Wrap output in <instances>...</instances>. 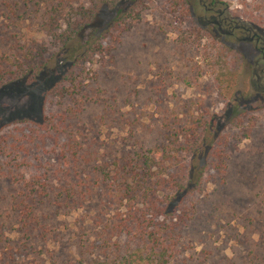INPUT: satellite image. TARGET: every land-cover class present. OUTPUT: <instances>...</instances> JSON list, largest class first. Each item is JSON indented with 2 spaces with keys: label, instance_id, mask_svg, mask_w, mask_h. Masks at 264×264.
I'll list each match as a JSON object with an SVG mask.
<instances>
[{
  "label": "rangeland",
  "instance_id": "374dc122",
  "mask_svg": "<svg viewBox=\"0 0 264 264\" xmlns=\"http://www.w3.org/2000/svg\"><path fill=\"white\" fill-rule=\"evenodd\" d=\"M121 1L134 6L126 19L130 30L118 42L107 36L103 54L93 64L76 63L74 70L72 59L65 60L67 50L55 45L75 20L73 13H98L84 18L103 28L97 39L112 28L114 6ZM219 2L218 9L264 36V0ZM204 14L202 7L189 13L177 9L173 0H0V58L21 57L32 49V56L52 60L50 71L60 67L59 78L74 72V86L87 95L81 103L57 107L43 84L7 79L0 90V135L21 122H40L69 109L72 120L63 135L82 150L79 162L85 163L78 177L93 185L101 182L95 175L99 166L135 165L138 155L153 150L163 153L157 159L150 154L157 167L176 154L177 160L163 166L164 179L170 181L168 169L182 168L201 179L173 214L177 219L172 224L167 219L175 229L168 241L177 249L174 264H264V93L252 84L258 54L252 44L221 39L232 49L226 61L240 67L233 84L217 58L221 46L198 24L197 16ZM87 31L90 37L93 32ZM176 138L179 143L172 144ZM84 152L90 156L83 158ZM31 153L45 157L40 169H58L55 178L48 176L53 186L68 181L65 161L58 164L39 149ZM105 181L112 185L111 178ZM24 185L0 177V264L109 263L132 252L130 239L118 235L115 225L128 232L126 227L134 229L149 213L142 198L113 210L107 192L61 210L55 193L29 195ZM169 193L166 186V198ZM136 236V231L129 235Z\"/></svg>",
  "mask_w": 264,
  "mask_h": 264
},
{
  "label": "trees",
  "instance_id": "16d2710c",
  "mask_svg": "<svg viewBox=\"0 0 264 264\" xmlns=\"http://www.w3.org/2000/svg\"><path fill=\"white\" fill-rule=\"evenodd\" d=\"M197 2V0H173V5L175 8L189 13L191 7ZM121 3L114 6L115 13L111 21L112 28L100 32V36L97 39L94 38L95 34L97 35L103 28H97L92 21L85 23L84 18L88 20L91 18L92 20L98 13L95 11L89 12V15L73 13L75 20L73 21L72 19L68 22V30L58 36L55 45L60 46V50H67L65 60L67 58L72 59L74 70H78L76 63L79 64L81 62L80 66L93 64L99 54H103L107 36L111 42H118L123 33L130 30L131 26L126 22V19L132 16L134 6L130 2L121 1ZM71 16L70 18H73ZM82 17L83 20H81ZM11 23L14 24L13 19ZM87 30L93 32L90 37L87 36ZM209 36L214 44L221 46L220 54L217 58L225 66L224 69L229 71L224 76H230L232 83L236 84L240 67L237 62L231 64L226 61L232 53V49L223 44L218 34L211 32ZM92 38L93 40L90 41ZM83 41L85 45L81 46ZM77 46H79L78 49ZM25 48L22 47L19 50L22 51ZM80 49L83 50V52L81 51L82 53ZM31 51L32 49H26L27 54L21 55V57L14 54L12 58L7 60L0 58V90L8 83L22 84L23 81H27L30 78L29 80L32 79V81L44 85L50 103L57 107L69 105V102L72 101L81 103L86 99L87 95L74 86V72L59 78L60 67L50 71L48 64L52 60L44 62L42 56L40 58L32 56ZM75 54L79 56L74 57ZM7 79L12 80V82L6 83L5 80ZM69 118H71L70 111L67 109L65 114L50 115L41 119L40 122H21L13 129H9L7 133L0 135V177L11 179L18 183L25 182L24 190L28 191L29 195L38 197L45 195L44 198H46L49 193H55L57 206L61 210H69L71 205H75V207L83 205L97 196L96 194L104 192L111 194L113 210L116 211L122 204L142 198L147 206V211H149L147 217L150 219H146L147 217L145 216V221L132 225V227L135 226L134 229L126 227L128 232L127 230L123 231V227L120 225H115L114 231L118 235L124 234L126 238L130 239L128 245L132 252L131 254L125 253L109 263L144 264L145 260H153L150 264H174L177 249L171 247L168 241L175 229L170 227L167 219H170L171 224L173 223V214L180 210L184 197L192 194L197 189L200 185L201 177L199 178L195 175L192 178L190 171L185 168L180 171L168 169L167 174L170 181H166L164 179L166 172L163 170V166H165V163H173V160H177V156L175 154L173 157H168L167 160L162 159L161 164L153 167L151 163L156 162L161 152L155 153V151L151 150L138 155L135 159V165L128 161H121L114 165L113 170L107 166H99L95 175L101 182L98 185L90 184L88 181L78 177V168L79 166L80 168L84 167L85 163L79 162L82 150H78L74 142L63 135L66 125L72 120ZM194 136H197L195 130ZM194 138H196V141L199 140V137ZM179 141L180 139L176 138L172 144H178ZM33 149L42 150L48 155L50 160L58 164L65 161L67 163L65 171L68 181L62 182L58 180V185L53 186L48 176L51 175L55 178L59 173L58 169H40L42 166L40 162L45 157L41 159L32 157L31 151ZM160 150L165 152V146H162ZM150 154H155L156 159L150 157ZM87 156H90V154L84 152L83 158H87ZM40 170H42L41 175H38ZM111 174H114V176ZM202 174L200 173V175ZM40 178L43 179L42 184L38 182ZM105 178H111L112 185H107ZM74 179H77L78 183H73ZM166 186L170 190L167 198L164 195ZM161 196L165 198V201L159 203ZM162 204L166 205V207H161ZM171 205L173 207L169 208ZM174 218L177 219V217ZM145 222H151V228L153 229L145 226ZM131 230L133 232L136 231L138 236L129 237L132 234Z\"/></svg>",
  "mask_w": 264,
  "mask_h": 264
},
{
  "label": "flooded vegetation",
  "instance_id": "af4514ba",
  "mask_svg": "<svg viewBox=\"0 0 264 264\" xmlns=\"http://www.w3.org/2000/svg\"><path fill=\"white\" fill-rule=\"evenodd\" d=\"M196 1V0H194ZM197 4L191 7L192 12L195 8L202 7L204 15L197 16L198 24L202 30L208 33H216L221 39L237 44H252L258 54L255 60V67L252 72V84L257 91L264 93V36L251 27L240 22L234 21L229 16L227 9H218L221 3L219 0H197ZM239 34V35H237Z\"/></svg>",
  "mask_w": 264,
  "mask_h": 264
}]
</instances>
